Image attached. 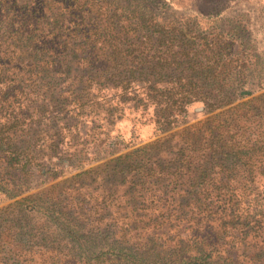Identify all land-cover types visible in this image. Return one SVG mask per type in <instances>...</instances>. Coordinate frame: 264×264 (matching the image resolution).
I'll use <instances>...</instances> for the list:
<instances>
[{"label":"trees","instance_id":"16d2710c","mask_svg":"<svg viewBox=\"0 0 264 264\" xmlns=\"http://www.w3.org/2000/svg\"><path fill=\"white\" fill-rule=\"evenodd\" d=\"M153 2L0 0V192L76 169L0 207V264H264V67L243 12L203 25ZM130 114L157 136L84 166Z\"/></svg>","mask_w":264,"mask_h":264},{"label":"rangeland","instance_id":"374dc122","mask_svg":"<svg viewBox=\"0 0 264 264\" xmlns=\"http://www.w3.org/2000/svg\"><path fill=\"white\" fill-rule=\"evenodd\" d=\"M218 12L214 14V11L208 13L210 4L213 0H154V10L158 12L160 17L163 18H180L186 14H195L203 25L209 24L215 18H220L221 21L226 20L234 15L236 12H243L240 15V19L245 21L249 37L254 44L255 52L257 54L256 60L259 65L264 67V0H214ZM261 81L259 88L254 85L255 92L264 90V71L257 76ZM255 79V78H254ZM256 80V79H255ZM197 106H201L199 103H195L189 108V121H193L196 118L202 116V113L198 111ZM110 137L108 142L94 143L88 150L87 159L84 160V166L96 164L109 156L111 152L118 153L125 150L130 146L144 144L151 141L157 135L153 133L152 124L140 123L132 117V114L118 120L110 130ZM115 141V142H113ZM95 152H93V151ZM76 171L74 167H68L64 170V174L51 178L49 175L41 174L38 171H34V174L28 178L24 183L13 190L20 189L21 194L36 191L43 188L45 185L54 182L68 174ZM28 186V188H25ZM13 187V186H12ZM26 189V190H25ZM8 197L6 194L0 192V207L6 205L13 198Z\"/></svg>","mask_w":264,"mask_h":264},{"label":"water","instance_id":"95a60500","mask_svg":"<svg viewBox=\"0 0 264 264\" xmlns=\"http://www.w3.org/2000/svg\"><path fill=\"white\" fill-rule=\"evenodd\" d=\"M202 106H197V109H201Z\"/></svg>","mask_w":264,"mask_h":264}]
</instances>
